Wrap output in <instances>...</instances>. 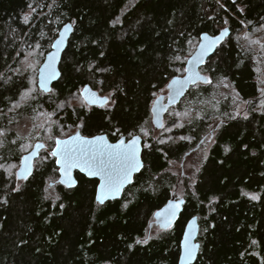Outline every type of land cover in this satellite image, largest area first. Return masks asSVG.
Segmentation results:
<instances>
[{
	"label": "trees",
	"instance_id": "1",
	"mask_svg": "<svg viewBox=\"0 0 264 264\" xmlns=\"http://www.w3.org/2000/svg\"><path fill=\"white\" fill-rule=\"evenodd\" d=\"M68 22L74 32L60 79L48 93L37 84L22 102L30 89L22 61L37 49L43 63ZM226 27L231 35L201 68L211 83L194 84L156 129V98L185 73L201 35ZM263 30L264 0H0V264H178L193 216L202 228L194 264H261L264 57L250 38ZM87 84L109 104H71ZM42 111L86 136L143 137L145 166L121 199L99 204L98 181L79 172L76 186L62 185L45 150L27 179L10 171L30 151L11 124ZM174 193L184 211L152 234L155 213Z\"/></svg>",
	"mask_w": 264,
	"mask_h": 264
},
{
	"label": "snow or ice",
	"instance_id": "2",
	"mask_svg": "<svg viewBox=\"0 0 264 264\" xmlns=\"http://www.w3.org/2000/svg\"><path fill=\"white\" fill-rule=\"evenodd\" d=\"M35 11V9H32ZM243 11V9H240ZM29 15H25L24 20L27 23L29 20ZM227 23V21H225ZM68 30V26L65 27V31ZM228 31L227 28L221 31L220 36L210 37L207 34L202 36V40L206 43L200 44V52L195 57L198 62H203L204 53L210 49L212 46L217 44L224 34ZM43 36V33L41 34ZM63 42V37L57 40L52 47L59 48L60 44ZM255 43H258L256 41ZM37 47L39 45L37 44ZM261 49L264 50V44L261 45ZM179 59V57H176ZM55 60V54L50 53L48 56V62L44 65V71L41 72V87H46L45 79L55 76V69L52 68V62ZM191 63V62H190ZM32 67V65H29ZM189 73L183 81L180 78H174L169 88L174 85H180L181 88L184 84L189 82L196 83L199 80H204L205 83H211L205 77H201L198 72H195L191 68L185 69ZM47 73V77L45 76ZM51 91V89H47ZM85 101L87 103H94V94L89 95V90H84ZM180 94V89H177V95ZM27 95V93H25ZM172 97H170L171 99ZM104 102H107V98H103ZM163 125H161L162 127ZM182 126V125H181ZM52 139V137H49ZM138 137H133L126 144L124 139H120L116 144H108L103 136L93 137L88 139L82 137L79 132L74 136L69 137L67 140L56 139V148L51 152L53 157H57L56 163L60 166V172L63 179L60 183L69 182V186H72L70 181V170L72 168H80L82 171L86 170L90 176H99L101 183L97 192V201L103 204L105 199L109 194H116L121 191L123 185L130 181L131 175L134 171L142 167V164L138 157ZM183 139V138H182ZM163 142V141H161ZM37 148L43 147V145H36ZM36 153L33 152L30 156H25L22 159L21 171L17 173V176H22L25 179L30 175V170L32 167L31 158L35 156ZM15 167V165H13ZM252 199H257L255 195ZM170 207V215H175V209L178 204H172ZM190 237H186L184 242V257L185 260H190L193 256V252L197 245L191 244ZM147 242L146 240L144 241ZM255 243V241H253Z\"/></svg>",
	"mask_w": 264,
	"mask_h": 264
},
{
	"label": "water",
	"instance_id": "3",
	"mask_svg": "<svg viewBox=\"0 0 264 264\" xmlns=\"http://www.w3.org/2000/svg\"><path fill=\"white\" fill-rule=\"evenodd\" d=\"M66 26H68V30L67 31H65V27ZM226 28L228 29V31L224 34V36L221 38V40L204 53L203 62H198V61L195 60V57L200 52V44L201 43H206V42H204L202 40V36L204 34H207L210 37L220 36V33H221V31H223V29L219 33H217L216 35H212L210 33H203L201 35V38H200V41H199V44H198L196 50L190 56V58L188 59V61L186 63V69L187 68H191L195 72H198L201 77L207 78L201 72V68L208 61V59L215 54V52L218 50L219 46L231 35V29L229 27H226ZM73 32H74L73 24L71 22L66 23L60 29L59 34H58L57 38L54 40L53 44L57 40L61 39V37H63V42L60 44L58 49L52 47L50 52H48L46 54V56H45V59H44L43 63L41 64V66L39 68V72H38V86L43 92H46V93L50 92L47 89H51L52 90V87H53L54 83H56L60 79V77L62 75L61 74V70H60L61 61H62V58H63V55H64L66 49L68 48L69 41H70V38H71ZM50 53H54L55 54V60L52 62V68L55 69L56 75L52 76L51 78H46L45 79L46 87H41V72L44 71V65H45V63L48 62V56H49ZM45 76L47 77V73H45ZM188 76H189V73L185 71V73L183 75H178V76L173 77L171 79V81L169 82V84H168V94L167 95L166 94H162V95H160V96H158L156 98V100H155V102H154V104L152 106L153 123H154L156 129L161 128V125H163L164 117H165V114L167 113V111L171 107L177 105L185 97L187 92L190 90V88L194 84H197L199 82H204V80H199L196 83L189 82L187 84H184L182 88H181L180 85H174L172 88H169V85L172 83V80L174 78L178 77V78L181 79V81H183ZM178 88L180 89V94L179 95H177V89ZM85 89L89 90V95L94 94V97H95V102L94 103H87L85 101L89 106H92V107L93 106L104 107L109 102V97L108 96L101 95L90 84L85 85L84 88L81 91V95L84 98V100H85V94H84V90ZM170 97H172V98L170 99ZM103 98H107V102L106 103L104 102ZM77 132H79L82 137H86L88 139H92L93 137H97V136H103L105 138V141L108 144H116L120 139H124L125 143L127 144L128 141H130L133 137H138L139 138L138 141H137V146H138V150H139L138 151V157H139V160H140V162L142 164V167H140L138 170H136V171H134L132 173L130 181L126 182L123 185V187L121 188V191L119 193L109 194L108 197L105 199L104 203L101 204V205L106 204L108 201L121 199L123 197L124 193H125V190L130 185H132L134 183L136 175L139 174L143 170V168L145 166V162L143 160V151H144V139H143V137L140 134H136V135L132 136L129 139L126 136H123L120 139H118L116 142H112L109 139L107 134H98V135L90 137V136L84 135L81 130H78ZM76 133L72 134L71 136H74ZM71 136H69V137H71ZM69 137L57 138V139L67 140ZM38 144L43 145V147L37 148L36 145H38ZM45 147H46V143L44 141H41V140L37 141L34 144L33 148L29 152L25 153L22 156L21 164H20V167H19L17 173H19L21 171L23 157L30 156L33 152H35L36 155L32 156V158H31V164H32V167H31V170H30V175H31L33 173V171H34L35 162L40 157L41 152L45 149ZM55 148H56V143H55V146H54L53 150ZM54 158L57 160V157H54ZM56 166L58 167V169H60V166L57 163H56ZM77 172L81 173L82 175L86 176L89 179H96L98 181L97 188H96V197H97L98 188H99V185L101 183L100 177L99 176H90L86 170L82 171L80 168H72L70 170V181L72 182V186H69V182H65V183H61V184L65 185V186H68V187L76 186L78 184V180H77V177H76V173ZM30 175H28L27 178ZM59 175H60L59 181H61V179H63V177H62V174H61L60 170H59ZM17 178L19 180H25V178L22 177V176H17ZM96 201H97V199H96ZM185 202L186 201H185L184 198H177L176 194L174 193L172 195V197L167 201V203L155 213V215H154V219H155L154 223L157 226H159L162 230H167V229L171 228L176 223V221L178 220V218L180 217L182 212L184 211ZM172 204H178V207L175 209V215H170V207L169 206L172 205ZM151 226H153V224ZM199 231H200L199 217L198 216H193L187 222L185 230H184L183 238L181 240V254H180V257H179L178 264H194L196 262V260L198 258V254H199V248H200V244L197 242ZM186 237H190V241L189 242L191 244L197 245L196 249L193 252V256H192V258L190 260L183 259V257H184V242H185Z\"/></svg>",
	"mask_w": 264,
	"mask_h": 264
},
{
	"label": "rangeland",
	"instance_id": "4",
	"mask_svg": "<svg viewBox=\"0 0 264 264\" xmlns=\"http://www.w3.org/2000/svg\"><path fill=\"white\" fill-rule=\"evenodd\" d=\"M250 41L255 46H261L262 44H264V30L257 37L250 38ZM256 41H258V43H255ZM262 55L264 57V50H262ZM21 64V73H23V75L27 74V77L30 80V89L28 92H26L27 96H24L22 100V102H25L26 97H32V94H34L35 88L38 84V72L39 67L42 64V60L39 58V53L37 49L27 53L25 59L22 61ZM29 65H32V67H29ZM164 94H168V89L164 92ZM84 103L85 100L83 98H76L71 102V104L73 105H81ZM108 104L109 102L107 103V105ZM9 119L13 120V116H10ZM11 127L15 129V131L19 134L20 137H24V139L27 140L26 144L23 145V150H31L34 144L39 141V139H43L41 141H44L46 143V147L44 149L46 153L43 154L44 157H46L47 154H51L54 148H49V144L52 139L56 141L57 138L69 137L72 134L76 133L79 129V127H70L66 129L63 126H59V122L56 120L55 114L49 113L47 111H42L40 114H38L34 121L29 117H22L21 119L14 121L11 124ZM56 129L61 132V135L56 136ZM169 131L170 127L166 126V128H164L163 133L167 134L166 138H169ZM1 135H3L2 132H0V136ZM49 137H52V139H49ZM156 137H158V135H156ZM208 148L209 147H206V150H204L205 154H207V152L209 151ZM19 167L20 164H15V167H13L12 165L10 171L17 174ZM172 168L175 169L177 172L181 173L183 172L184 166L180 162H172ZM180 191H182V188L180 189ZM179 194L181 193L178 191V195ZM161 231L163 230L155 223H153L151 230L152 234L157 235Z\"/></svg>",
	"mask_w": 264,
	"mask_h": 264
},
{
	"label": "flooded vegetation",
	"instance_id": "5",
	"mask_svg": "<svg viewBox=\"0 0 264 264\" xmlns=\"http://www.w3.org/2000/svg\"><path fill=\"white\" fill-rule=\"evenodd\" d=\"M100 134H105V133H100ZM108 135V134H107ZM136 135V134H135ZM95 136V135H94ZM134 136V135H133ZM92 137V136H90ZM109 139L112 141V142H116L118 139H120L121 137L123 136H120L119 138L115 139V140H112V138L108 135ZM127 137V136H126ZM132 137V136H131ZM131 137H127L128 139L131 138ZM189 221V220H188ZM186 227V226H185ZM185 230V229H184ZM184 234V233H183ZM183 238V236H182ZM182 240V239H181ZM197 242L200 244V248H199V254H200V251L202 249V228H201V225H200V231H199V235H198V238H197ZM180 254H181V244H180ZM199 254H198V257H199ZM180 257V255H179ZM198 259V258H197ZM179 262V260H178ZM261 264H264V259L261 258Z\"/></svg>",
	"mask_w": 264,
	"mask_h": 264
}]
</instances>
